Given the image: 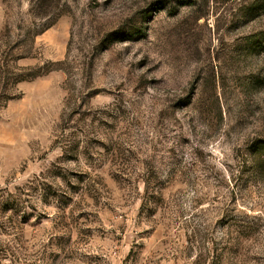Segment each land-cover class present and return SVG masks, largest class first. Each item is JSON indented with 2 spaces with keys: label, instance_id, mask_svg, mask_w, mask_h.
I'll list each match as a JSON object with an SVG mask.
<instances>
[{
  "label": "rangeland",
  "instance_id": "1",
  "mask_svg": "<svg viewBox=\"0 0 264 264\" xmlns=\"http://www.w3.org/2000/svg\"><path fill=\"white\" fill-rule=\"evenodd\" d=\"M0 264H264V0H0Z\"/></svg>",
  "mask_w": 264,
  "mask_h": 264
}]
</instances>
